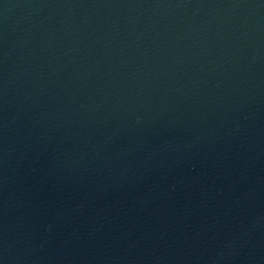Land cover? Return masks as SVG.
Instances as JSON below:
<instances>
[{"label":"water","instance_id":"1","mask_svg":"<svg viewBox=\"0 0 264 264\" xmlns=\"http://www.w3.org/2000/svg\"><path fill=\"white\" fill-rule=\"evenodd\" d=\"M0 264H264V0H0Z\"/></svg>","mask_w":264,"mask_h":264}]
</instances>
